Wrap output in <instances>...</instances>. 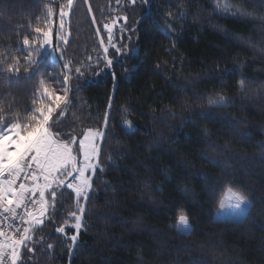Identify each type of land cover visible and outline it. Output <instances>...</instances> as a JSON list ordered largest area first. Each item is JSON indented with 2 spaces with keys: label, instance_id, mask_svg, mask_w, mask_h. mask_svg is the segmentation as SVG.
I'll list each match as a JSON object with an SVG mask.
<instances>
[{
  "label": "trees",
  "instance_id": "16d2710c",
  "mask_svg": "<svg viewBox=\"0 0 264 264\" xmlns=\"http://www.w3.org/2000/svg\"><path fill=\"white\" fill-rule=\"evenodd\" d=\"M231 2L219 0L221 11L213 13L217 0H150V6L142 0H75L63 56L45 51L42 59L45 78L50 74L55 80L63 79L61 65L73 62L70 103L57 128L76 134L98 127L114 98L107 149L127 157L113 155L119 167L109 165L97 178L86 216L90 228L82 230L72 255L70 242L55 232L63 225L73 233L68 207L58 206L55 219L34 233V251L23 264H264V31L258 21L225 16L222 9ZM61 3L0 0L5 119L9 113L23 117L32 106L36 79L23 69L10 79L3 66L18 54L19 39L31 34L36 17L44 22L43 5L53 6L58 18ZM244 3L264 15L260 0ZM124 16L135 33L119 32ZM105 24L113 25L115 39L123 35L126 45L115 81L109 70L95 74L100 39L107 41ZM76 66L82 75L76 76ZM242 86L247 95L240 94ZM212 94H223L231 107L209 110ZM184 104L195 111L189 113ZM182 116L192 122L184 123ZM213 160L220 167L210 166ZM228 190L251 203L240 221L216 218ZM180 215L189 218L191 235L176 229Z\"/></svg>",
  "mask_w": 264,
  "mask_h": 264
},
{
  "label": "snow or ice",
  "instance_id": "6c2138e0",
  "mask_svg": "<svg viewBox=\"0 0 264 264\" xmlns=\"http://www.w3.org/2000/svg\"><path fill=\"white\" fill-rule=\"evenodd\" d=\"M130 2L135 4L136 0ZM83 3L87 4L88 0H83ZM142 3L150 6V0H142ZM260 3L264 4V0H260ZM50 4L43 5L46 10L44 22H39V16L36 17L37 23L31 26V34H23L19 39L18 54L11 56L10 61L3 66V71L10 79L19 78L21 69L28 77L35 73L36 86L31 96L32 106L24 110L23 117L19 113L14 116L9 113V118L5 119L3 109H0V264H23L27 254L34 251V233L46 221L55 219L53 214L58 206H67L69 209L67 215L71 220L73 233L68 235L63 225L56 227L55 232L70 242L68 249L71 256L73 249L79 246L78 239L82 230L90 228L86 216L89 214L88 206L95 201L97 195V178L109 170V165L119 167L113 155L116 160L127 157L125 152L114 154L107 149L109 114L114 98H110L107 105L109 111L105 112L98 127H89L76 134L57 128V123L65 116L70 103L73 62L63 63V79L55 80L50 74L45 78L42 59L47 50L58 51L63 56L69 45L70 35L65 27L68 23L66 18L73 14L75 0H62L58 18ZM91 11L89 6L88 12ZM212 11H221L219 0ZM222 11L225 16L233 19L258 21L264 31V15L249 11L244 0H232ZM168 15L171 17L172 13L169 12ZM121 19L124 26L120 27L119 32L135 33V28L127 26V16ZM92 22L95 24V18ZM104 30L107 41L100 39L99 47L102 51L96 57L95 74L99 76L101 71L109 70L115 81V65L119 62V57L125 54L126 45L121 42L124 40L123 35L120 36V41L115 39L113 25L105 24ZM96 32L97 35L100 34L99 29ZM54 35L56 39L53 38ZM168 38L173 37L170 35ZM130 39L131 35L128 36V40ZM245 43L251 44V41L245 40ZM110 49L113 51L110 52ZM237 66L243 67V63ZM74 71L76 76L83 73L79 66ZM49 83L59 84L60 87H50ZM239 91L241 95H247L248 89L242 86ZM201 99L198 98L197 103ZM182 107L189 113L195 111L187 104ZM229 107L231 101L226 100L223 94L208 97L209 110H226ZM166 114L172 118L176 115L174 112ZM181 120L184 123L192 122L183 116ZM127 126L133 127L130 123ZM209 164L220 167L219 161L213 160ZM221 171L228 174L227 168H221ZM148 186L145 184V187ZM232 199L237 209L248 203L242 194H235ZM13 222H17L14 231ZM64 223L67 224L68 220ZM179 224L185 229L190 228L186 215L179 216ZM52 247L51 243L47 244L48 249Z\"/></svg>",
  "mask_w": 264,
  "mask_h": 264
},
{
  "label": "rangeland",
  "instance_id": "374dc122",
  "mask_svg": "<svg viewBox=\"0 0 264 264\" xmlns=\"http://www.w3.org/2000/svg\"><path fill=\"white\" fill-rule=\"evenodd\" d=\"M66 19H68V18H66ZM47 51L50 52V54H52V56H55L56 54H58V56H59L58 51L57 52H52L50 50H47ZM235 194H240V193L236 192L234 190H228L225 193L224 198H223L220 206L218 207V209L216 211V218L217 219L230 220V221H240L245 217L248 209L250 208L251 203L247 198H245L248 201V203L243 205L240 209L235 208L234 207V200L232 199V197ZM189 224H190V222H189ZM175 226L179 232L184 233V234L190 232L191 228H192L191 224H190V228H188V229L183 228L179 224V219H178Z\"/></svg>",
  "mask_w": 264,
  "mask_h": 264
},
{
  "label": "built area",
  "instance_id": "2783aa9c",
  "mask_svg": "<svg viewBox=\"0 0 264 264\" xmlns=\"http://www.w3.org/2000/svg\"><path fill=\"white\" fill-rule=\"evenodd\" d=\"M16 223H17V222H13V225H14V227H13V229H12L13 231L15 230Z\"/></svg>",
  "mask_w": 264,
  "mask_h": 264
}]
</instances>
